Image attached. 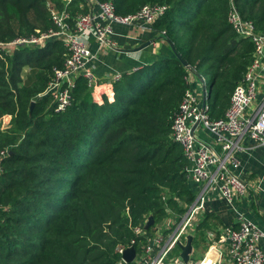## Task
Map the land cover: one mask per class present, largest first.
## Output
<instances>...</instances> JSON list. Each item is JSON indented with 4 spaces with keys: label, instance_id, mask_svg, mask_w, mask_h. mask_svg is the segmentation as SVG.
I'll return each instance as SVG.
<instances>
[{
    "label": "trees",
    "instance_id": "1",
    "mask_svg": "<svg viewBox=\"0 0 264 264\" xmlns=\"http://www.w3.org/2000/svg\"><path fill=\"white\" fill-rule=\"evenodd\" d=\"M112 2L118 16L165 5L151 38L166 49L110 95L79 77L57 112L41 94L64 69L63 43L9 44L53 28L48 3L75 18L88 0H0V264H114L117 248L139 253L157 224L183 215L195 191L171 126L188 78L205 83L209 117H223L254 50L228 22L232 7L264 33V0ZM209 228L201 222L198 237Z\"/></svg>",
    "mask_w": 264,
    "mask_h": 264
},
{
    "label": "built area",
    "instance_id": "2",
    "mask_svg": "<svg viewBox=\"0 0 264 264\" xmlns=\"http://www.w3.org/2000/svg\"><path fill=\"white\" fill-rule=\"evenodd\" d=\"M93 1L88 0L89 12L75 18L66 9L59 11L48 3L53 28L39 36L17 39L9 44L44 46L48 40L63 43L68 51L64 69L55 71L47 89L57 112L68 106L70 91L79 77L90 89L100 87L93 63L99 58L101 46L115 50L112 40L115 25L146 31L167 9L165 5H145L135 14L118 16L112 0L95 1L94 4ZM228 22L241 39L253 43L254 50L243 78L231 93L223 117H209L205 83L199 84L189 77L190 87L172 120L171 138L183 150L186 178L189 183L197 185L194 201L180 217H170L157 224L147 244L139 253L135 250L130 263L122 258V254L133 242L127 247L117 248L119 260L114 264H185L177 244H184L188 235L193 237V250L186 264H264V246L259 244L264 233L243 219L237 229L226 228L222 234L206 231L202 243L205 250L199 259H193L197 227L208 202L219 198L231 203L235 195L245 191L246 186L233 172L239 165L236 153L242 148L240 140L248 138L254 146L264 147V33L257 32L252 22L244 21L235 7L228 15ZM93 43L99 46L95 52L91 49ZM121 77L119 73L114 74L110 83L118 82ZM194 83L198 88L192 86ZM198 129L207 134L212 147L198 139ZM5 154L7 152H0V173L1 159ZM134 232L144 235L140 227ZM176 248L179 252L174 254Z\"/></svg>",
    "mask_w": 264,
    "mask_h": 264
},
{
    "label": "crops",
    "instance_id": "3",
    "mask_svg": "<svg viewBox=\"0 0 264 264\" xmlns=\"http://www.w3.org/2000/svg\"><path fill=\"white\" fill-rule=\"evenodd\" d=\"M151 37V27L142 31L123 25L114 26L112 40L116 45L115 50L101 46L99 58L93 63L95 64L93 71L96 80L104 85L106 94H111L110 80L114 74L132 73L152 61L161 49H166L163 42H154ZM148 40L153 43L141 51L132 53L124 51L134 49ZM98 48L99 46L94 43L91 45L94 52ZM192 86L198 88L195 83ZM46 96L48 95L41 97ZM197 137L212 147V142L201 129L197 130ZM239 145L242 147L236 153L239 165L233 172L246 186L245 191L235 195L231 203L219 198L211 199L201 221H207L209 224L210 228L206 231L213 230L217 235L222 234L226 228L237 229L241 219L252 223L264 233V147L254 146L253 141L248 138H242ZM190 187L194 191L197 190L195 184L190 183ZM202 243L203 238L198 237L195 240L193 256L201 257L205 250ZM259 244L264 246V236L260 239Z\"/></svg>",
    "mask_w": 264,
    "mask_h": 264
},
{
    "label": "water",
    "instance_id": "4",
    "mask_svg": "<svg viewBox=\"0 0 264 264\" xmlns=\"http://www.w3.org/2000/svg\"><path fill=\"white\" fill-rule=\"evenodd\" d=\"M152 44V41L151 40H148L146 42H144L143 44L139 45L138 47L134 48V49H131V50H124L125 52H129V53H132V52H138V51H141L142 49L148 47L149 45ZM180 58V57H179ZM182 61V60H181ZM183 65H185V62L182 61ZM33 108V103H31L30 105V109ZM154 224V219L153 217H149L147 222H146V228L150 227L151 225ZM178 248L180 250V257L181 259L183 260V262L186 264L188 263L189 261V256L190 254L192 253V250H193V237L188 235L186 237V240H185V243L182 244V243H178ZM135 257V249L133 246L127 248L124 253L122 254V258L127 262V263H130Z\"/></svg>",
    "mask_w": 264,
    "mask_h": 264
},
{
    "label": "rangeland",
    "instance_id": "5",
    "mask_svg": "<svg viewBox=\"0 0 264 264\" xmlns=\"http://www.w3.org/2000/svg\"><path fill=\"white\" fill-rule=\"evenodd\" d=\"M63 1H65V3H68L70 0H69L68 2H67L66 0H63ZM79 8H80V10H81V9L83 8V6L81 5ZM62 10H64V8H63ZM76 14H77L78 16H79V15H82L81 12H77ZM152 43H153V42H152ZM205 78H206V81H208V77L206 76ZM207 87H208V86H207ZM47 92H48V91L46 90L44 93L41 94V96H45V95L47 94ZM5 121H6V120H3V118L0 119V126H4V125H5ZM203 249H204V248H203ZM200 251H202V250H200ZM193 259H194V260H197V259H199V256H198V255H197V257L193 256Z\"/></svg>",
    "mask_w": 264,
    "mask_h": 264
}]
</instances>
